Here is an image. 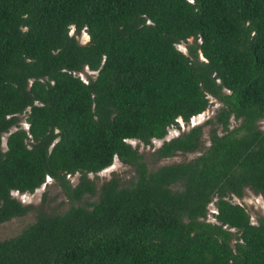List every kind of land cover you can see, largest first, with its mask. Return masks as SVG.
I'll return each mask as SVG.
<instances>
[{
	"label": "trees",
	"instance_id": "1",
	"mask_svg": "<svg viewBox=\"0 0 264 264\" xmlns=\"http://www.w3.org/2000/svg\"><path fill=\"white\" fill-rule=\"evenodd\" d=\"M84 67L87 81L74 74ZM209 97L212 117L147 157L127 142L162 139ZM262 118L264 0H0V223L34 211L0 239V264H264V216L252 223L230 201L244 188L264 197ZM114 157L133 178L97 188L88 174ZM46 178L64 210L11 196Z\"/></svg>",
	"mask_w": 264,
	"mask_h": 264
},
{
	"label": "rangeland",
	"instance_id": "2",
	"mask_svg": "<svg viewBox=\"0 0 264 264\" xmlns=\"http://www.w3.org/2000/svg\"><path fill=\"white\" fill-rule=\"evenodd\" d=\"M69 34L74 35L73 28L70 27ZM75 38L79 44H84L88 40L87 33L85 31H81L78 35H75ZM192 38H187L185 41H181L177 43L175 46L178 50L187 54V46L192 43ZM198 59H202L200 53H198ZM80 79L83 81H87L90 78H93L96 74L95 71H91L84 67L78 72H74ZM210 104L209 106L203 110L201 113L192 116L188 122H183L179 118H177L176 125H172L167 128L166 135L162 139H152L150 144L143 145L140 141L135 139L127 140V142L134 148L137 149L138 152L147 157L148 153L156 148L162 140H167L171 137L177 136L183 131H186L193 125L201 124L206 119L213 116L216 112L217 108L220 106V103L209 97ZM25 114L20 115L19 125L24 129L27 128V124L24 121ZM238 124L237 120L230 118L229 125L230 127L236 126ZM258 127L264 131V118L260 119L258 122ZM207 126L203 128L202 135V147H205L208 144L207 141ZM9 130H13V127ZM5 138L6 133H3L1 136V149L5 148ZM197 152L179 154L159 160L156 164L151 165L149 163L150 168L156 167L163 163H170L174 161H182L187 160L193 156H195ZM111 176H116L121 184H127L130 179L133 178V170L130 166L121 163L116 157L113 158L111 164L104 169L96 172L89 173L88 177L93 180L95 186H98L105 180L109 179ZM69 182L73 185L77 180V174L68 175L67 176ZM11 196L20 201L22 204H31L37 206L42 201V206L47 211H62L67 207V200L59 190L58 186L53 182L52 179L46 178L45 181L36 188L32 193H19L17 191H12ZM95 195L92 197H86V201L94 200ZM231 202L237 203L244 207L246 212L249 215V220L252 223L256 222V219L259 216H264V197L260 194H254L247 188H244L243 195L241 197L232 196L230 198ZM215 207L213 203H209L207 206V214L206 220L210 222H215L214 215ZM34 218V211L31 210L27 212L25 215L20 217H13L5 222L0 223V239H5L11 236L18 234L26 225L31 223Z\"/></svg>",
	"mask_w": 264,
	"mask_h": 264
}]
</instances>
